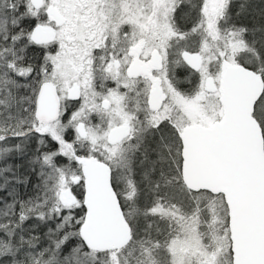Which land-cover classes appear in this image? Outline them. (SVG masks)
<instances>
[{
	"label": "snow or ice",
	"instance_id": "1",
	"mask_svg": "<svg viewBox=\"0 0 264 264\" xmlns=\"http://www.w3.org/2000/svg\"><path fill=\"white\" fill-rule=\"evenodd\" d=\"M0 264H264V0H0Z\"/></svg>",
	"mask_w": 264,
	"mask_h": 264
}]
</instances>
